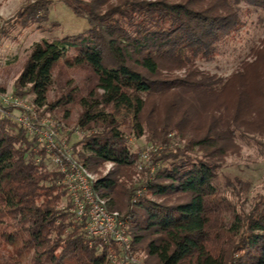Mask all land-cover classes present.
I'll use <instances>...</instances> for the list:
<instances>
[{"label": "trees", "instance_id": "trees-1", "mask_svg": "<svg viewBox=\"0 0 264 264\" xmlns=\"http://www.w3.org/2000/svg\"><path fill=\"white\" fill-rule=\"evenodd\" d=\"M57 2L87 19L89 30L35 44L16 79L15 94H33V105L42 114L54 69L69 50L76 54L71 67L90 70L96 85L82 101L78 124L100 132L79 143L88 156L75 151L73 155L87 170L105 163L118 168L93 188L108 200L110 211L128 217L133 250L153 264H264V196L246 212L239 206L241 192L229 182L223 188L218 174L217 159L238 134H245L244 111L238 106L237 115L211 125L208 116L218 106L212 92L198 83L192 88L186 81L161 79L164 73L182 70L195 79L191 69L212 61L219 46L239 32L240 5L264 11V0H39L22 5L10 28L44 29L50 7ZM241 70L228 84L238 80L248 86L247 67ZM177 88L190 90L192 100L181 97L179 103L167 105L168 116L160 126L139 116L142 127L133 129L137 137L144 136L146 128L149 143L162 149L153 157L154 176L126 190L120 179L128 176L139 155L121 129L127 117L117 119L106 109L130 95L160 97L166 105ZM173 110L183 123L201 116L207 120L198 127L190 122L192 128L184 129L178 121L167 123L175 119ZM173 132L183 138L182 148L172 146ZM195 148L200 156L193 155ZM173 196L176 202L167 201ZM73 208L63 176L48 154L14 119L2 114L0 264H107L108 246L89 235L87 219L79 221Z\"/></svg>", "mask_w": 264, "mask_h": 264}, {"label": "rangeland", "instance_id": "rangeland-1", "mask_svg": "<svg viewBox=\"0 0 264 264\" xmlns=\"http://www.w3.org/2000/svg\"><path fill=\"white\" fill-rule=\"evenodd\" d=\"M37 1L39 0H0V98L2 96L18 98L29 107H35L33 105L34 95L22 96L18 91L20 94L18 96L15 93L16 79L33 46L43 41L53 43L67 37L83 35L89 30L87 19L77 16L72 8L63 2L54 3L50 7L49 20L45 22L44 29L40 30L36 27L22 29L20 26L10 28V21L12 22L16 17L18 9L26 3ZM69 3L71 4L70 1ZM239 17L242 25L235 37L219 46L212 61L198 62L194 69H191L192 73H195V79L187 77L190 74L187 70L164 73L161 79L169 82L186 81V86L190 85L192 88L198 83L199 86H205L203 90L208 89L212 92L213 102L218 101V106L213 107L212 113L208 116L207 122H212L211 125L217 121L220 122L227 115H237L238 106L241 107V111H244L245 125L242 132L245 134H238L233 146L228 147L226 154L217 161L222 187L224 188L227 182L234 185L235 189L241 192L242 198H240L239 206L249 212L261 196H264V100L262 99L264 93V11L254 6L241 4ZM75 55L74 51L69 50L55 67L47 105L41 109L42 114H38L43 120L49 119L56 122L59 139L68 144L73 154L75 151L76 154L82 153L88 156V151L79 143L89 135L99 133L100 129L90 130V126L81 127L78 120L83 112L82 101L89 98L96 84L90 70L70 66ZM251 65H253L252 68H250ZM243 67H247L250 76L248 86L242 87L241 83L238 84V80L228 84L238 71H242ZM241 94L244 95L243 100L240 99ZM181 97L186 101H191L192 92L183 91L180 88L174 89L170 98L166 99L168 100L166 105L165 100L160 97L130 95L106 109V113H113L117 119L127 117V124L121 129L131 149L139 155L137 164L130 169V172H127L128 176L120 179V182L124 181L126 190L132 185L143 186L154 176L156 163L153 157L162 149L149 143L146 128L143 130L146 134L140 138L137 137L133 129L142 127L139 116L153 127L160 126L168 116L166 106L179 103ZM10 108V110L4 109L0 104V116L5 115L7 111L16 110ZM174 112L173 110L171 115L175 116V119H172V122L168 119L167 123L178 121L184 129L190 126V122L198 127L207 120L201 116L202 119L201 117L194 118L192 121L186 120L183 123L179 120L180 117L176 118L177 115ZM17 114L16 111L15 115ZM171 137L173 147L182 148L185 145L179 133L173 132ZM200 154L197 148L193 150V155L200 156ZM117 169L116 165L105 163L89 172L98 180L116 173ZM115 177L119 179V176L115 175ZM227 196L230 197L228 194ZM175 199L177 197L173 196L167 201L176 202ZM152 200L164 201L158 197ZM121 215L125 217L124 213ZM133 256L137 262L153 264L147 262L144 253L133 250Z\"/></svg>", "mask_w": 264, "mask_h": 264}, {"label": "built area", "instance_id": "built-area-1", "mask_svg": "<svg viewBox=\"0 0 264 264\" xmlns=\"http://www.w3.org/2000/svg\"><path fill=\"white\" fill-rule=\"evenodd\" d=\"M0 99L4 109H16L7 111L5 115L14 119L34 137L38 146L48 154L50 163L58 168L73 201L76 218L79 221L87 219L86 229L89 235L108 246L107 264H143L137 262L133 256L132 241L128 234V217L109 210L108 200L102 199L93 188L97 182L95 176L77 162L68 144L59 139L56 122L43 120L35 107L27 106L18 98L2 96Z\"/></svg>", "mask_w": 264, "mask_h": 264}]
</instances>
